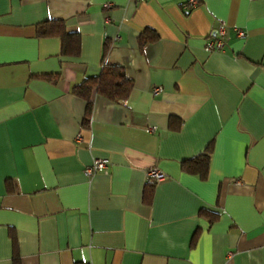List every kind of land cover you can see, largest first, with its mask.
I'll list each match as a JSON object with an SVG mask.
<instances>
[{
	"label": "crops",
	"instance_id": "0c3cea01",
	"mask_svg": "<svg viewBox=\"0 0 264 264\" xmlns=\"http://www.w3.org/2000/svg\"><path fill=\"white\" fill-rule=\"evenodd\" d=\"M187 1L0 0V264H264V0ZM103 63L133 88L85 127L72 89ZM210 143L207 178L185 173Z\"/></svg>",
	"mask_w": 264,
	"mask_h": 264
},
{
	"label": "trees",
	"instance_id": "16d2710c",
	"mask_svg": "<svg viewBox=\"0 0 264 264\" xmlns=\"http://www.w3.org/2000/svg\"><path fill=\"white\" fill-rule=\"evenodd\" d=\"M37 37L39 38H57L60 40V53L65 56H77L79 52V40L77 35L69 33L62 21H46L38 25ZM157 36L151 30H145L139 37V46L154 41ZM133 88V81L127 77L123 67L119 65H109L103 63L98 75L84 79L80 84L72 89L73 95L82 99L86 103L85 116L83 126H88L92 106L93 97L98 94L106 99L120 103L124 102ZM212 151V143H210L202 155L185 161L182 169L185 173L195 175L204 180L207 178L209 171V157ZM156 184L150 180L144 187L143 201L148 204L151 200L153 190ZM211 222L217 219L214 213L203 212ZM197 233L194 234L192 242L194 243Z\"/></svg>",
	"mask_w": 264,
	"mask_h": 264
},
{
	"label": "built area",
	"instance_id": "2783aa9c",
	"mask_svg": "<svg viewBox=\"0 0 264 264\" xmlns=\"http://www.w3.org/2000/svg\"><path fill=\"white\" fill-rule=\"evenodd\" d=\"M198 4V0H188L187 1V7H195ZM225 33V25L221 24L217 31H215L211 37L206 41L205 43V50L207 52H212V51H220V49L223 47V41L221 40V37ZM237 36L240 38H243L245 34L241 31H238ZM160 91V89L156 88L155 92ZM150 131H153L151 129ZM107 165V161L104 159H96L92 162V164L87 167L84 171V174L86 177H92L95 175L97 172L103 170ZM165 176L163 173L151 169L147 173V180L152 181L153 183L157 184L159 182L164 181Z\"/></svg>",
	"mask_w": 264,
	"mask_h": 264
}]
</instances>
